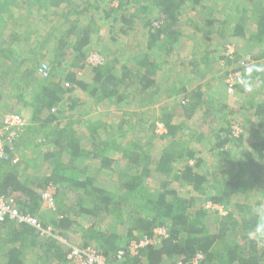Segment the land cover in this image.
<instances>
[{
  "label": "trees",
  "instance_id": "trees-1",
  "mask_svg": "<svg viewBox=\"0 0 264 264\" xmlns=\"http://www.w3.org/2000/svg\"><path fill=\"white\" fill-rule=\"evenodd\" d=\"M24 4L38 11L43 32L17 24ZM232 39L257 50L230 51ZM184 41L188 55L175 46ZM92 52L103 62L89 63ZM237 72L252 113L238 135L236 111L209 92ZM25 109L31 117L16 149L45 174L1 160L0 193L66 242L7 219L0 264H77L69 252L88 246L109 264H191L197 251L199 264H264L253 211L264 203V0H0V113ZM198 120L208 133L194 144ZM49 183L53 208L41 198ZM253 188L263 199L246 200ZM158 227L168 234L160 242L128 251Z\"/></svg>",
  "mask_w": 264,
  "mask_h": 264
},
{
  "label": "built area",
  "instance_id": "built-area-1",
  "mask_svg": "<svg viewBox=\"0 0 264 264\" xmlns=\"http://www.w3.org/2000/svg\"><path fill=\"white\" fill-rule=\"evenodd\" d=\"M230 48V47H229ZM232 51V49H230ZM87 60L92 64H100L103 62V57L97 53L92 52L88 55ZM39 74L43 78L49 77V70L47 66L40 65L38 68ZM240 73H232L226 76L228 82V92L234 93L236 90V83ZM56 108L53 107L52 111ZM29 124V121L24 115V112H6L0 114V161L8 160L14 164H18L20 158L16 152V142L21 132H23ZM239 124L234 126L235 133L240 134ZM164 125L162 123L157 124V131H160ZM56 187L52 183L47 184L41 191L42 202L45 207L53 208L56 205ZM210 203H208V206ZM211 208L220 209L219 206L213 205ZM7 219H14L19 222L27 223L34 228L38 229L41 234L53 235L60 241L66 242L52 226H45L38 215L29 212H23L20 210L14 197L0 193V222H4ZM156 235L153 238L148 236H142L138 239L131 241L128 246V251L131 254H137L138 251L154 242H160L163 237H166L167 230L165 227H158L155 229ZM125 250H119L118 255H123ZM68 258L77 264H109L107 256L93 247H73L69 252ZM203 258V253L197 251L191 258V264H199ZM175 264H183L181 260H177Z\"/></svg>",
  "mask_w": 264,
  "mask_h": 264
},
{
  "label": "rangeland",
  "instance_id": "rangeland-1",
  "mask_svg": "<svg viewBox=\"0 0 264 264\" xmlns=\"http://www.w3.org/2000/svg\"><path fill=\"white\" fill-rule=\"evenodd\" d=\"M37 13H38V11L33 10L28 5H27V8L24 7V9H22L23 15H21V16L24 19H26V21L22 22V26L35 27V29L37 27H39V30L41 29L40 32H43L44 25L43 26L38 25V24L35 25V18H36ZM44 23H45V26L48 27L47 22L44 21ZM17 24L21 25V23L18 21H17ZM107 29H108V27L104 26V31H106ZM175 46H176V49L183 55H188L192 49L191 48L192 47L191 42H185V41L184 42H178ZM229 46H230L229 49L233 50L235 48L234 51L235 50L239 51V48L241 51H242V49H244L243 53H246V52L253 53L257 50V48L252 44L247 45L245 47H243V46L240 47V45H238V43H237V39L230 40ZM75 63H77V62H75ZM75 63H73V65L71 67L72 71L78 70V66ZM170 76H171V70L169 71V68L167 69V73H165V72L162 73V77L164 80H166L167 78H170ZM262 84H263L262 82L254 83V87H262ZM227 88H228V82L226 81V76H225L224 78L221 77L220 83L216 86L215 85L212 86L211 89L209 90V92L212 93V95L214 97L217 96L218 98H220L219 100H221L223 104L228 105L230 108H233L236 111V114H234V116H233V120L239 124L238 125L240 127L239 133L247 134V132L249 130V126L251 125L250 121H249V119L251 120V118H249V117H252V113H251L250 109L247 107L244 94L239 93L238 92L239 90L237 87H236V90L234 93H229ZM174 106H176V105H174ZM177 106L172 108L173 115H174V121H178L180 119V115H179L180 110ZM154 107H155L154 109H156L157 111H154L153 114H155L157 116L159 114V111H158L159 108L156 106H154ZM24 115L27 118V120L30 121L31 111L28 109H25ZM159 123H161V122L158 121V124ZM195 126L196 127L192 128L193 132L192 131L189 132L188 137L189 138L191 137L190 139L193 138L194 144H198L199 143L198 138L201 135L205 136V134H203V133H208V128H207L206 124L204 125L201 122V120L196 121ZM159 130L165 131V126H163L161 129L159 128ZM200 133H201V135H200ZM248 139H251V138L245 137L244 141H243V139H241V144H246L248 142ZM27 170L25 169V171H23V173L27 172ZM28 173H29V170H28ZM31 173L34 174V176L41 177L42 175L45 174V171L43 169H41L40 167H38V168H32ZM245 197H246L247 201L256 202V201H259L260 199H263V194L257 188H253L250 191H248V193L246 194ZM209 222L211 225H213L212 220H209Z\"/></svg>",
  "mask_w": 264,
  "mask_h": 264
},
{
  "label": "crops",
  "instance_id": "crops-1",
  "mask_svg": "<svg viewBox=\"0 0 264 264\" xmlns=\"http://www.w3.org/2000/svg\"><path fill=\"white\" fill-rule=\"evenodd\" d=\"M24 7L27 8V4L21 5L19 16L23 15L22 14V9H24ZM33 7H31V8L34 10ZM25 21H26V19H24V18L21 19L20 18L18 22H20L22 24V22H25ZM37 24L38 25L42 24V22H40V17L39 16L35 18V25H37ZM9 26H10V28H9L10 32L13 33V22H10ZM8 38H9V36H6V39L8 40V44L11 46V49H13V38H9L10 40ZM238 92L242 93L240 90ZM24 111L25 110H23L22 112H24ZM0 114H3V113H0ZM16 152H17V154H18V156L20 158V161H19L20 170L23 172V171H25V169L26 170L28 169L29 173H28V170H27V172H24L25 175H29V176L33 177L34 174L31 173V170H32V168H38L37 163L36 162H27L26 164H28V165H26L25 162H24V157H23L22 151L18 147L16 149ZM171 261H174V259H171L170 262Z\"/></svg>",
  "mask_w": 264,
  "mask_h": 264
},
{
  "label": "clouds",
  "instance_id": "clouds-1",
  "mask_svg": "<svg viewBox=\"0 0 264 264\" xmlns=\"http://www.w3.org/2000/svg\"><path fill=\"white\" fill-rule=\"evenodd\" d=\"M253 211L258 216V220L254 228V234L260 238H264V203L253 209Z\"/></svg>",
  "mask_w": 264,
  "mask_h": 264
}]
</instances>
